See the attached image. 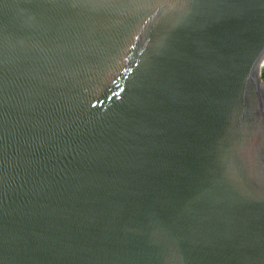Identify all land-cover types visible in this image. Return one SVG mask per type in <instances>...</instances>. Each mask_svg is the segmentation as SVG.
Listing matches in <instances>:
<instances>
[{"label": "water", "instance_id": "95a60500", "mask_svg": "<svg viewBox=\"0 0 264 264\" xmlns=\"http://www.w3.org/2000/svg\"><path fill=\"white\" fill-rule=\"evenodd\" d=\"M261 50L264 0H0V264H264Z\"/></svg>", "mask_w": 264, "mask_h": 264}, {"label": "snow or ice", "instance_id": "6c2138e0", "mask_svg": "<svg viewBox=\"0 0 264 264\" xmlns=\"http://www.w3.org/2000/svg\"><path fill=\"white\" fill-rule=\"evenodd\" d=\"M169 2L172 4H176L177 0H169ZM261 54H264V50L259 51L253 58L255 59V58L259 57ZM123 91H124L123 89H120V92H123ZM120 92L115 93V95L119 96Z\"/></svg>", "mask_w": 264, "mask_h": 264}]
</instances>
